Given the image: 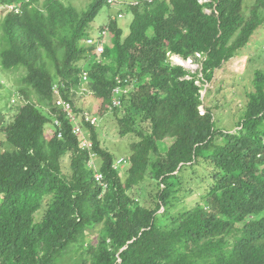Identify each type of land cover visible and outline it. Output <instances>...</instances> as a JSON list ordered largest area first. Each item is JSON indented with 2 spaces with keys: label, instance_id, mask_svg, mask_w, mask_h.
<instances>
[{
  "label": "trees",
  "instance_id": "trees-1",
  "mask_svg": "<svg viewBox=\"0 0 264 264\" xmlns=\"http://www.w3.org/2000/svg\"><path fill=\"white\" fill-rule=\"evenodd\" d=\"M0 4L14 5L0 17V68L18 74L25 100L11 121L0 111L9 146L0 149V264H264V68L254 70L236 131L220 129L203 95L264 29V0H141L128 10V34L118 18L102 25L109 38L99 57L85 39L108 0L84 11L62 0ZM173 55L193 58L195 70ZM83 70L100 113L113 111L120 134L134 137L124 178L76 107ZM118 76L129 89L120 95ZM57 80L90 149L57 106ZM115 96L121 105L111 109ZM198 165L206 191L180 208L184 175ZM75 246L82 258L69 262Z\"/></svg>",
  "mask_w": 264,
  "mask_h": 264
},
{
  "label": "rangeland",
  "instance_id": "rangeland-1",
  "mask_svg": "<svg viewBox=\"0 0 264 264\" xmlns=\"http://www.w3.org/2000/svg\"><path fill=\"white\" fill-rule=\"evenodd\" d=\"M66 5L76 7L79 11L87 9L92 0H62ZM7 5L0 4V17L8 9ZM121 10V6H105L96 19L94 20V34L97 35L103 24H106L110 17H116ZM123 18H118L119 23L123 26L125 33L130 31V23L133 19L132 13L128 10L125 11ZM258 33L252 39V43L244 49V53L241 56H237L228 61L222 68L215 71L213 80L206 83L203 88V95L205 106H211L217 111V121L220 129H231L236 131L238 129L237 119L246 104L247 93L251 91L254 70L256 68H264V29H260ZM109 34H107V39ZM89 49V48H88ZM173 62L179 64H185L192 71L195 70L196 63L193 62L189 65L182 58L172 59ZM85 60L82 62L84 63ZM18 75V74H17ZM17 75L4 72L0 68V111L5 117L6 121H11L16 114L18 108L25 102L24 96L19 94V87L16 84L15 78ZM59 84V80L55 85ZM82 86L79 92H75L74 100L76 107L79 111L85 109L89 113L98 117L97 128L99 129L103 146L108 148L116 158L115 165L119 164V169L122 171L121 175L125 177V170L130 166L129 162L118 163L123 157H128L130 152V143L134 139L133 136H122L119 132V126L116 118L113 116V111H106V113H100V102L93 97L92 90L87 82H82ZM88 88L89 90H83ZM205 110V107H202ZM49 112V109L46 110ZM79 122L81 123V116H79ZM52 126V125H51ZM48 127V130L50 127ZM83 126V132L91 140V134L89 130ZM86 129V130H85ZM88 130V131H87ZM92 141V140H91ZM8 143L4 139L3 133L0 132V149L8 148ZM98 158H96L97 161ZM94 161V160H93ZM99 162V160H98ZM69 156L66 158L65 164L69 165ZM208 177V173L202 165H198L196 169H188L184 175L182 191L180 196L183 199L179 202L180 208L192 207L195 199L198 200L200 195L206 191L207 182L204 177ZM146 191L143 189L142 194ZM132 196H138V189L131 192ZM146 199H150L147 195ZM97 233H92L87 236V241L96 240ZM75 253L70 252L66 255L65 259L69 262L81 260L82 249L79 246H75ZM71 260V261H70Z\"/></svg>",
  "mask_w": 264,
  "mask_h": 264
},
{
  "label": "built area",
  "instance_id": "built-area-1",
  "mask_svg": "<svg viewBox=\"0 0 264 264\" xmlns=\"http://www.w3.org/2000/svg\"><path fill=\"white\" fill-rule=\"evenodd\" d=\"M149 2H151L152 0H148ZM205 1V0H204ZM108 2L111 5H116V6H125V5H137L139 4L140 1L138 0H108ZM11 8H13V6H11ZM124 16L123 13H119V17L122 18ZM109 30L108 27L103 28L102 30H100L97 35H91L90 37H88L85 40L86 45L89 47V49L92 52L95 53V55H97L98 57L100 55H102L105 51V45L107 42V34H108ZM198 56H201L200 53L197 54ZM178 58L176 56H172L171 59H175ZM194 59L193 58H189L186 62L189 65L193 64ZM179 64V63H178ZM185 65V64H184ZM186 66V65H185ZM188 67V66H186ZM82 81L83 82H87L89 81V72L87 70H83L82 72ZM117 81H118V85L115 87L114 89V94H122L123 92H127L129 89L128 88H123V86L121 85V83L123 82V79L121 77H117ZM63 84V83H62ZM64 85V84H63ZM129 87V86H127ZM55 93L58 94L57 97V106L61 109H63L66 114L67 117L72 121L73 123V132L74 134H76L79 139H80V147L81 148H91L92 146V141L87 138V136L84 134L83 132V126L80 124L79 122V116L77 115V113L74 111L73 105L72 103L67 100L66 98L62 97L60 95V90H59V85H55ZM83 90H89L88 88H83ZM114 105V106H113ZM113 105L111 106V109L113 107L116 106H120L121 105V99L120 97L115 96L114 97V101H113ZM82 116H84L85 120L90 122L93 125H96L98 122V117L89 113V112H85L82 114ZM56 121L58 122V120L56 119ZM59 123V122H58ZM97 126V125H96ZM96 154L92 152V160L90 162V165L95 167L96 163H95V156ZM94 160V161H93ZM118 163H122V162H126V164H128V159L123 157L120 161H117ZM115 167H119V164L115 165ZM96 169V168H95ZM96 179L98 181H103V174L101 172H96Z\"/></svg>",
  "mask_w": 264,
  "mask_h": 264
},
{
  "label": "clouds",
  "instance_id": "clouds-1",
  "mask_svg": "<svg viewBox=\"0 0 264 264\" xmlns=\"http://www.w3.org/2000/svg\"><path fill=\"white\" fill-rule=\"evenodd\" d=\"M129 1H130V0H129ZM138 1L141 2V0H138ZM205 1H206V0H205ZM140 2H139V3H140ZM151 2H152V1H151ZM137 5H138V4H137ZM11 6H13V8H14V5H7V7H9L8 9H13V8H11ZM111 6H113V5H111ZM132 6H135V5H125V6L121 7V10H120L119 13H123L124 16H125L124 10L127 11V10H129ZM119 13H118V15H117V18H120V17H119ZM124 16H123V17H124ZM123 17H122V18H123ZM115 18H116V17H115ZM103 25H104V24H103ZM102 29H103V28H101L100 30H102ZM100 30H99V31H100ZM108 33H109V32H108ZM86 39H87V38H86ZM86 39H85V40H86ZM106 39H107V38H106ZM106 43H107V42H106ZM85 46H86L87 48H89V47L86 45V43H85ZM173 56H174V55H173ZM176 57H177V56H176ZM178 58H180V57H178ZM193 62H194V61H193ZM182 65H183V64H182ZM96 158H97V157H95V163H96ZM115 164H116V163L114 162V167H115ZM94 168H96V169H95V174H96L97 171L100 172V170L96 167V165H95ZM116 168L119 169L118 167H116ZM101 173H102V172H101ZM102 174H103V173H102ZM95 177H96V175H95ZM103 184H104V183H103ZM104 186H106V185L104 184Z\"/></svg>",
  "mask_w": 264,
  "mask_h": 264
},
{
  "label": "bare ground",
  "instance_id": "bare-ground-1",
  "mask_svg": "<svg viewBox=\"0 0 264 264\" xmlns=\"http://www.w3.org/2000/svg\"><path fill=\"white\" fill-rule=\"evenodd\" d=\"M65 112V111H64ZM66 113V112H65Z\"/></svg>",
  "mask_w": 264,
  "mask_h": 264
}]
</instances>
